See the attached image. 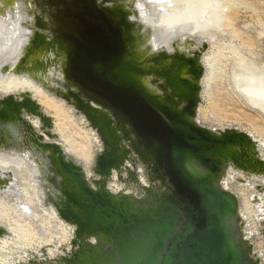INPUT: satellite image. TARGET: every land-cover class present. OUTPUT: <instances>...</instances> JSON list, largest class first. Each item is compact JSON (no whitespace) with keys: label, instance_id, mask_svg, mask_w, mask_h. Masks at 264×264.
<instances>
[{"label":"water","instance_id":"water-1","mask_svg":"<svg viewBox=\"0 0 264 264\" xmlns=\"http://www.w3.org/2000/svg\"><path fill=\"white\" fill-rule=\"evenodd\" d=\"M33 4L31 34L12 72L71 106L95 132L100 149L87 178L28 91L0 98V147L39 161L43 204L73 229L63 254L44 257L42 247V258L18 264H261L243 227L239 196L224 180L228 174L243 184L260 179L253 187L263 193L264 153L239 128L199 123L207 43L199 41L190 55L176 40L171 52H150L142 31L149 26L130 18L123 0ZM54 68L61 77L48 88L40 78ZM29 117L40 125L35 128ZM137 164L148 185L139 183ZM113 170L135 189L109 191ZM13 179L6 172L0 189ZM252 198L257 203L258 194ZM257 224L264 239V220ZM4 236L10 233L0 225Z\"/></svg>","mask_w":264,"mask_h":264},{"label":"rangeland","instance_id":"rangeland-1","mask_svg":"<svg viewBox=\"0 0 264 264\" xmlns=\"http://www.w3.org/2000/svg\"><path fill=\"white\" fill-rule=\"evenodd\" d=\"M209 1L200 5L205 13L198 18L196 28L189 35H176L170 43L165 40L161 46L170 49L172 41L176 40L180 45H185L184 49L187 50L197 46L199 41L207 43V49L201 55L204 72L197 119L206 127H236L247 132L257 141L262 154L264 86L259 84H264V0ZM30 2L0 0V98L28 91L51 117L54 131L63 147L67 148V154L90 170L94 154L100 149V142L95 132L87 127L84 118L75 112L58 114L55 105H61V99L49 95L30 77L10 71L14 66L12 62L22 55L23 46L28 40L26 34H31L29 29L33 24V10ZM181 2L137 0L138 20L145 24L144 17L160 18L165 11L181 5ZM200 25H206L205 31H199ZM15 41L18 42L13 45ZM4 64L7 65L6 70L2 67ZM244 85H259L255 89L257 95H245L241 90ZM28 119L35 128L39 126L38 119ZM71 147L89 156L84 158L76 155L68 150ZM29 156L28 152L20 154L0 148V170L5 173L10 171L14 178L11 185L0 190V225L10 233V236L0 238V264H18L32 255L41 258L42 247L46 249L44 257H52L62 247L67 248L71 239V226L57 216L52 206L43 204L36 162L32 163ZM228 175L224 182L239 196L243 227L249 239L255 240L253 232L258 230L257 222L259 219L264 220V190L263 193L255 192L253 185L262 181L247 178V183L243 184ZM236 176L245 178L241 173ZM132 187L125 186L130 191L135 189ZM253 193L258 194L257 203L252 202ZM257 242L261 249L264 239L259 238Z\"/></svg>","mask_w":264,"mask_h":264},{"label":"bare ground","instance_id":"bare-ground-1","mask_svg":"<svg viewBox=\"0 0 264 264\" xmlns=\"http://www.w3.org/2000/svg\"><path fill=\"white\" fill-rule=\"evenodd\" d=\"M123 1H124V4L127 7H129L131 9V11H132V14H130L129 17L132 18L133 20L135 19V20H137V22L141 23L138 20V18H139L138 17V9L135 6L136 4H134V0H123ZM33 2H34V0H31L30 6H32V7H30V8H32V10H33L32 14H33V21H34V18H35V15H34L35 7H34ZM207 2L209 3L210 1L209 0H182V2H181L182 4L181 5H176L175 7H173L172 10L165 11V13L163 15H160V18H157V17H154L153 19L149 18V17L142 18L145 21V24L141 23L143 25V27L144 26L145 27L149 26V28H150V29H145L144 28V30H142L144 35H147L146 39H148V44H151L150 47H149L150 48V52H153V53L154 52H158L162 48H166L170 52L173 51V48L169 49L168 47L161 46L162 42L166 40V42L170 43V41L176 35H183V34H188L189 35L193 31V29L196 28L195 26L197 24L198 18L200 16L204 15V13H205V10L202 9L203 7H201L200 5L203 4V3H207ZM198 29H199V31H205L206 25H200L198 27ZM206 33L210 34V32H206ZM17 42L18 41H15L13 45L17 44ZM177 45L179 46V48L183 52H185V54H187V55L191 54V50L193 48H189V49L185 50L184 49L185 45L184 46L180 45V42L177 43ZM4 49H7V48H4ZM0 51H1V49H0ZM3 51H5V50H3ZM23 52H24V46H23ZM19 58H18V60H19ZM12 67H14V66H12ZM6 69H7V67L4 68V70H6ZM50 70H52V72H50V74L47 77L40 78V80L42 82H44V85L46 87L53 88L52 83H50V82H52V80L55 78L54 76H60L61 77V74H60L59 71L55 70V68H54V70L53 69H50ZM10 71L12 72V68H11ZM33 74H35V73H33ZM255 83H257V82H255ZM257 84H259V83H257ZM259 85L264 86V84H259ZM259 85H244L243 87H241V90H242V92L245 95L246 94H256L255 93V89H257ZM263 92H264V89H263ZM60 103H62V104L61 105H55L56 106L55 109H56V112L58 114L64 113V114H68L69 115V114L74 113L73 108L68 107L66 104L63 103L62 100L60 101ZM39 125H40V122H39ZM60 142H61V140H60ZM255 142L257 144L256 140H255ZM3 149L6 150V151H10L9 149H5V148H3ZM64 149L67 150V148H64ZM68 150H70L73 153H75L76 155L82 156L84 158H87L89 156L88 153L77 152L75 150V148H73V147H71ZM36 162L38 163L39 161L36 160ZM3 173H5V172H2L1 174H3ZM0 177H2V175H0ZM142 182L145 183L144 180ZM0 190H4V189H0ZM70 236H72V230H71Z\"/></svg>","mask_w":264,"mask_h":264},{"label":"built area","instance_id":"built-area-1","mask_svg":"<svg viewBox=\"0 0 264 264\" xmlns=\"http://www.w3.org/2000/svg\"><path fill=\"white\" fill-rule=\"evenodd\" d=\"M126 163L129 166H131L128 162H126ZM136 174H137V178H138V181H139L140 184H142V185H148V182H147V180H146V178L144 176V173H143V169L138 164L136 165ZM86 176H87V178H90V177H93V174L91 173L90 170H86ZM141 176H142V178H143V180H144L145 183L142 182ZM106 186H107L108 190L111 191V192H113V193H116V192H119V191L129 192V190L127 191L126 188H125L126 185L123 182H120L118 180L117 174H116V172L114 170L112 171L111 177H110L109 181L107 182V185ZM132 188H134V186ZM69 248H70V239H69V242H68V246L65 249L66 250H69ZM58 254H63V251H61V249L58 250L57 253L54 256H52V257H55ZM42 257H43V255H42Z\"/></svg>","mask_w":264,"mask_h":264},{"label":"flooded vegetation","instance_id":"flooded-vegetation-1","mask_svg":"<svg viewBox=\"0 0 264 264\" xmlns=\"http://www.w3.org/2000/svg\"><path fill=\"white\" fill-rule=\"evenodd\" d=\"M238 173H240V172H236V174H238ZM258 230H259V227H258ZM258 230H256L255 232H253V234H254L253 238H256L255 240H253V242L255 244L254 251H255L256 257L260 260L261 264H264V243H263V245H262V247L260 249L259 246L257 245L258 242L256 241L257 238H263L261 236V233H259Z\"/></svg>","mask_w":264,"mask_h":264}]
</instances>
